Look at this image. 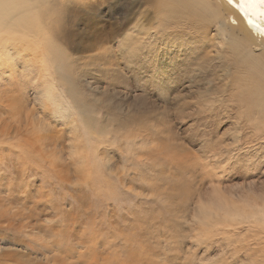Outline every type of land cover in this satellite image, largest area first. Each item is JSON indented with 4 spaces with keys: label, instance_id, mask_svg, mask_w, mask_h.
I'll use <instances>...</instances> for the list:
<instances>
[{
    "label": "rangeland",
    "instance_id": "1",
    "mask_svg": "<svg viewBox=\"0 0 264 264\" xmlns=\"http://www.w3.org/2000/svg\"><path fill=\"white\" fill-rule=\"evenodd\" d=\"M160 1L101 0L92 19L73 23L79 51L108 31L146 30L131 65L134 50L124 54L119 34L107 50L67 49L74 94L94 106L100 131H82L75 116L77 131L53 113L34 88L41 63L22 71L29 48L12 41L14 55L0 64V219L12 218L0 222V264H118L136 247L141 264L259 262L251 207L264 197L263 132L240 134L218 101L206 111L221 85L211 56L223 55L226 19L206 33L188 20L168 45L170 33L155 28ZM58 228L69 259L54 249Z\"/></svg>",
    "mask_w": 264,
    "mask_h": 264
},
{
    "label": "bare ground",
    "instance_id": "2",
    "mask_svg": "<svg viewBox=\"0 0 264 264\" xmlns=\"http://www.w3.org/2000/svg\"><path fill=\"white\" fill-rule=\"evenodd\" d=\"M100 4L101 0H0V64L2 60H7L11 54L14 55L11 51L15 45L12 42L14 39L21 43L20 47L29 48L27 53H19L20 59L16 65L20 66L22 71H29L40 62L43 67L40 74L42 79L34 88L38 90L41 97L45 98L44 100L54 107V114L57 112L68 120L78 118L84 132L94 130L93 127L99 129V126L95 125L90 116L94 112V106L87 102L82 103L81 99L77 97L79 94H76L77 96L74 94V84H71L69 74L71 75L75 65L67 49L70 51L81 49L78 47L79 45H76L77 38L75 41L73 40L75 37H73L75 33L73 23L80 16L83 19L88 16L92 19L91 11L96 10ZM155 10L157 18L161 19L156 23V30L160 31L165 28V31H168L172 37L169 39L170 35H168L164 39L167 44L176 41L173 37L178 30L183 31L181 29H184L182 27L188 20L192 23L190 27L196 26L195 31L206 33L210 23L226 19V27L230 30L229 38L224 42L216 43L223 55L211 56L212 59L221 61L219 67L221 85L211 90L212 92L206 100L209 103L206 111L212 110L215 102L218 101L219 106L224 108L223 116L234 120L232 122L236 131L248 128L247 133L249 130L251 133L263 132L255 139L264 142V0H232L231 3L229 0H161L155 6ZM119 31L120 29L117 32L102 33L99 40H95V44L88 45L86 48L82 47L83 50L79 52L87 51V49L107 50L109 46L105 47L104 44L119 34L120 37L123 36L119 42L122 46L120 49L124 50V54L126 51H136V53L134 51L131 52L132 54L129 53V57L126 59L127 64L131 65L133 58L137 56V53H140L139 43H143L145 37L143 32L146 30L137 34L138 26L134 25L125 33H119ZM167 44L165 45L167 46ZM209 47L215 46L210 43ZM37 49L40 53L36 52ZM32 55L34 58H29ZM207 58L210 57L207 54L204 55L202 63H205ZM210 77L211 74H207V78ZM38 79L40 78L38 77ZM65 84L66 87H64ZM66 93L72 100L60 99L64 98ZM79 102L82 104L80 105ZM72 124L76 130L77 122L73 120ZM236 139L238 141V136ZM233 142L236 141L233 140ZM257 198H259L258 202L251 207L253 240L256 245L254 251L260 256L257 264H264V197L259 195ZM199 205L201 206L200 203ZM232 208L235 207L232 206ZM209 215L207 216L209 217ZM2 220L8 224L12 218L5 217ZM2 220L0 219V222ZM58 229L60 230V228ZM66 232L65 229H61L59 233L52 232L50 236L54 241V249L56 248L58 255H61L60 258L69 259L70 253L63 255V252L60 251L62 247H66L65 243H61ZM128 254L129 259L126 258L125 261L116 263L141 264L138 258L145 253L141 247H136ZM73 256L79 260L81 254ZM88 262L92 264V262ZM63 263L62 260L61 264ZM50 264H58V262L51 261Z\"/></svg>",
    "mask_w": 264,
    "mask_h": 264
},
{
    "label": "snow or ice",
    "instance_id": "3",
    "mask_svg": "<svg viewBox=\"0 0 264 264\" xmlns=\"http://www.w3.org/2000/svg\"><path fill=\"white\" fill-rule=\"evenodd\" d=\"M232 2V0H229V3H231Z\"/></svg>",
    "mask_w": 264,
    "mask_h": 264
}]
</instances>
